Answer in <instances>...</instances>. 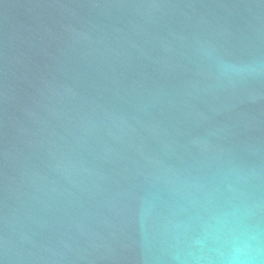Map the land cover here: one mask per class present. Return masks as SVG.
Returning <instances> with one entry per match:
<instances>
[{
	"label": "water",
	"instance_id": "water-1",
	"mask_svg": "<svg viewBox=\"0 0 264 264\" xmlns=\"http://www.w3.org/2000/svg\"><path fill=\"white\" fill-rule=\"evenodd\" d=\"M264 264V0H0V264Z\"/></svg>",
	"mask_w": 264,
	"mask_h": 264
},
{
	"label": "clouds",
	"instance_id": "clouds-1",
	"mask_svg": "<svg viewBox=\"0 0 264 264\" xmlns=\"http://www.w3.org/2000/svg\"><path fill=\"white\" fill-rule=\"evenodd\" d=\"M253 250L244 245L243 250L236 248L231 256L223 259L224 264H255V256L252 254Z\"/></svg>",
	"mask_w": 264,
	"mask_h": 264
}]
</instances>
